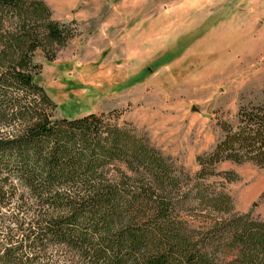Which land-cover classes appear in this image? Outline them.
<instances>
[{"label":"trees","instance_id":"trees-1","mask_svg":"<svg viewBox=\"0 0 264 264\" xmlns=\"http://www.w3.org/2000/svg\"><path fill=\"white\" fill-rule=\"evenodd\" d=\"M76 31L45 0H0V264H264V219L234 212L240 174L218 168H264V101L220 121L183 177L104 114L56 116L36 55L53 61Z\"/></svg>","mask_w":264,"mask_h":264},{"label":"rangeland","instance_id":"rangeland-1","mask_svg":"<svg viewBox=\"0 0 264 264\" xmlns=\"http://www.w3.org/2000/svg\"><path fill=\"white\" fill-rule=\"evenodd\" d=\"M45 1L54 19L75 23L77 30L53 61L36 55L43 65L38 81L58 104L56 116L104 114L110 123L144 135L183 177L196 175L197 156L222 136L220 121L234 123L241 104L264 101V28L249 11L257 0ZM165 7L180 13L169 18V27L183 28L179 16L190 21L195 12L198 21L209 20L191 37L168 34L174 39L159 50L166 38L159 34ZM144 10L157 12L149 24L153 32L144 29ZM259 17L264 19V11ZM151 40L158 45L146 48ZM218 168L240 174L226 189L234 212L252 211L264 219V168L251 163ZM200 213H188L198 229L206 226L195 219Z\"/></svg>","mask_w":264,"mask_h":264},{"label":"crops","instance_id":"crops-1","mask_svg":"<svg viewBox=\"0 0 264 264\" xmlns=\"http://www.w3.org/2000/svg\"><path fill=\"white\" fill-rule=\"evenodd\" d=\"M214 1V0H213ZM216 1V0H215ZM225 0H221V2H224ZM237 2H244V1H246V0H236ZM233 2H235V0L233 1ZM183 8H186V7H183ZM249 8H247V10H248ZM167 10V12H169L168 14H165V11ZM249 11L250 12H252V14L253 13H255V15L257 16V21H258V24L259 25H262L263 26V28H264V19H262V18H260L259 16H261V13H263V11H264V2L262 1V0H257L256 1V6H254V7H250V9H249ZM136 14H140L141 12L140 11H136L135 12ZM157 12H152V10H150V11H146V10H144V14H146L145 16H144V18L146 19L145 20V22L143 23V26H144V29L146 30V33H150V32H153V30H152V25L154 24V23H152V22H154V20L158 17V16H154L155 14H156ZM196 13V12H195ZM195 13H193V15H192V17L191 16H189V17H191L190 18V21H188L189 19H186V17L185 16H179L180 17V19H181V23L180 24H182L183 25V28H181V29H179L180 28V26H178V24H176L175 25V27L173 26V25H171V27H169L168 26V20H169V18L171 19V18H173V16H174V14H180V13H178L177 11L176 12H171L170 11V8H167L166 9V7H165V9H164V11H162V12H160V17H161V20L159 21V23H160V25H161V28H162V30H161V32L159 33V34H162L163 36H166V38H162V41L160 40V46H159V50L160 49H164V45H166V44H168L171 40H173L174 38L173 37H169L168 36V34H172V33H179V35L180 34H182V35H184L185 37H183V39H185L186 37H191L192 35H195L197 32H199V30L203 27V26H205L206 25V23L208 22V18L206 19V18H204L203 20H201V21H198V19H196L195 18ZM148 14V15H147ZM165 15H168L167 16V19L165 20L164 18H166L165 17ZM162 17H164V18H162ZM188 17V18H189ZM150 19V20H149ZM193 19V20H192ZM206 19V20H205ZM179 20V19H178ZM167 22V23H166ZM152 24V25H149V24ZM201 23V24H200ZM186 24H188V26L186 25ZM203 25V26H202ZM151 28V29H150ZM148 29H150V32H148L149 30ZM171 29H174V30H172V32H170V30ZM178 29V30H177ZM206 34V33H205ZM178 35V34H177ZM199 35V34H198ZM201 35V34H200ZM177 37H179V36H175V41L177 40L178 41V39L179 38H177ZM177 38V39H176ZM182 39V40H183ZM174 41V42H175ZM146 44H144V46L147 48L148 46H152L153 44H156V45H158L157 44V42H153L152 40L150 41V42H145ZM177 43V42H176ZM171 43H169V45H170ZM155 45V46H156ZM194 54V53H193ZM254 195V194H253ZM253 195H251V196H249V195H247V196H245L244 198L245 199H248V198H250V197H252Z\"/></svg>","mask_w":264,"mask_h":264}]
</instances>
